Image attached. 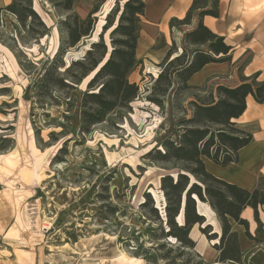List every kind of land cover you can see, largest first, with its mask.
<instances>
[{
  "label": "rangeland",
  "instance_id": "1",
  "mask_svg": "<svg viewBox=\"0 0 264 264\" xmlns=\"http://www.w3.org/2000/svg\"><path fill=\"white\" fill-rule=\"evenodd\" d=\"M117 1L121 7L125 3L105 0L93 37L70 49L66 59L98 39ZM33 7L49 27L45 37L28 33L7 10L0 14V142L15 141L0 151V255L42 243L46 264H170L150 236L156 220L140 203L149 191L157 204L162 200L160 178L167 171L144 155L166 138H178L183 129L178 122L188 117L181 109L183 97L175 112L168 97L161 108L148 101L151 75L130 111L112 114L81 136L78 109L66 112L61 92L54 93L61 105L36 103L38 84L60 46L62 16L49 0H33ZM86 85L75 93L77 103ZM52 132L58 141L51 140ZM63 147V161L53 162ZM214 228L221 230L219 221ZM185 259L178 257L176 264Z\"/></svg>",
  "mask_w": 264,
  "mask_h": 264
},
{
  "label": "trees",
  "instance_id": "2",
  "mask_svg": "<svg viewBox=\"0 0 264 264\" xmlns=\"http://www.w3.org/2000/svg\"><path fill=\"white\" fill-rule=\"evenodd\" d=\"M49 2L62 16L59 22L60 46L41 77L35 100L42 108L54 103L61 105V99L54 96L55 92H61L67 100L66 112L78 109L79 134L86 136L95 126L108 122L112 114L130 111L132 103L140 96L141 87L130 77L143 64L137 57V46L146 3L144 0H125L121 7L117 1L107 15L98 39L91 41L82 54L66 59L70 49L85 45L93 37L97 13L105 0H97L85 17L74 10L75 0ZM208 2L195 0L187 17L182 21L174 20L173 24L189 23L193 11L198 8H202L201 17H217L218 0H212V6L205 9ZM3 9L14 15L28 33L39 38L48 34L49 27L33 7V0H12L5 8H0V14ZM109 31L108 42L105 33ZM186 42L199 47L193 51L190 61L186 49L172 58L174 48H171L159 64L162 70L155 78L147 100L160 108L173 86L172 74L178 81L173 99L175 109H179L180 97L190 89L188 81L195 73L209 63L231 60L232 47L202 21L186 34ZM203 46L207 48H201ZM62 68L63 71L60 70ZM84 81H87L86 89L77 103L74 96ZM217 95V99L212 97L208 102L191 101L193 113L178 122V127H183L178 138H166L144 155L145 159L167 171L160 178L162 200L157 204V198L150 191L145 192L140 208L156 220L157 228L150 236L159 242L162 258L170 264H176L178 257L186 258L182 264H207L196 250V241L191 238L195 225H200L201 233L219 251V263L232 261L243 264L245 253L234 224L243 226L248 238L261 242L250 232L249 222L242 217V212L252 207L259 229L262 227L259 208L264 205V178L253 190H247L213 175L208 171L204 158L221 166L238 161L239 150L248 145L253 136L239 129L234 120L244 113L248 95H253L258 102L264 101V82L253 77L236 87L221 85L217 88ZM181 109L186 110L183 105ZM50 138L58 141L57 133H50ZM64 144L66 146L67 141ZM14 145V139L5 138L0 142V151ZM65 150V147L60 149L53 162L63 161L61 154ZM198 201L209 204L215 212L220 232L200 213Z\"/></svg>",
  "mask_w": 264,
  "mask_h": 264
},
{
  "label": "crops",
  "instance_id": "3",
  "mask_svg": "<svg viewBox=\"0 0 264 264\" xmlns=\"http://www.w3.org/2000/svg\"><path fill=\"white\" fill-rule=\"evenodd\" d=\"M12 0H0V8H5ZM97 0H75L74 10L82 17L87 16ZM145 14L141 18V32L137 46V57L143 61L132 74L131 80L142 88H149L151 75L158 76L159 64L165 59L171 48H174L172 58L178 56L184 49L187 50L188 60L192 53L199 48L188 45L186 34L195 29L202 21L216 35L224 37L225 42L232 47L231 60L219 63H209L195 73L188 81V89L182 100L187 116L192 115L191 101H211L217 99L218 86L236 87L245 80L257 78L264 82V0H218L219 14L200 16L202 8L195 9L189 23L173 24L174 20H184L191 10L195 0H144ZM208 9L212 0L206 4ZM201 48H207L203 46ZM143 68V69H142ZM152 69L156 71L153 72ZM157 73V74H156ZM173 86L167 95L173 112L174 91L178 81L172 74ZM244 113L235 119L236 126L250 134L251 142L238 152V161L227 166H221L208 158H204L209 172L218 178L240 187L253 190L264 178V101L258 102L253 95L246 99ZM200 213L213 226L218 224L215 212L207 203L198 201ZM207 204V205H206ZM242 217L249 222L252 235L260 240L257 242L246 236L243 226L234 224L238 231L241 249L243 250V264H264V205L259 208V217L262 227L255 219L252 207L242 212ZM220 224V223H219ZM199 225L191 231V238L196 241V250L203 256L207 264H238L229 261L217 262L219 251L216 250L204 234ZM197 228V230L195 229ZM217 232H220L219 230ZM42 243L32 246V250L20 249L10 255H0V264H46L45 248ZM213 244V243H212ZM31 246V245H30ZM26 248V247H25Z\"/></svg>",
  "mask_w": 264,
  "mask_h": 264
},
{
  "label": "bare ground",
  "instance_id": "4",
  "mask_svg": "<svg viewBox=\"0 0 264 264\" xmlns=\"http://www.w3.org/2000/svg\"><path fill=\"white\" fill-rule=\"evenodd\" d=\"M19 23V22H18ZM156 194V193H155ZM207 205V204H206Z\"/></svg>",
  "mask_w": 264,
  "mask_h": 264
}]
</instances>
